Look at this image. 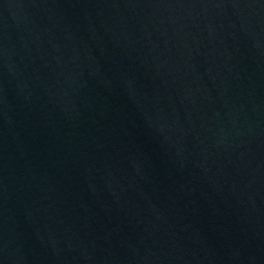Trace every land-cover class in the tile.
<instances>
[{"label": "water", "instance_id": "1", "mask_svg": "<svg viewBox=\"0 0 264 264\" xmlns=\"http://www.w3.org/2000/svg\"><path fill=\"white\" fill-rule=\"evenodd\" d=\"M0 264H264V0H0Z\"/></svg>", "mask_w": 264, "mask_h": 264}]
</instances>
